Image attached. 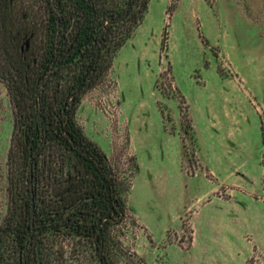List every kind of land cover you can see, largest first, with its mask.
<instances>
[{
    "label": "rangeland",
    "instance_id": "374dc122",
    "mask_svg": "<svg viewBox=\"0 0 264 264\" xmlns=\"http://www.w3.org/2000/svg\"><path fill=\"white\" fill-rule=\"evenodd\" d=\"M111 57L76 122L123 188L117 264H264V0H150ZM13 127L0 80V230ZM81 246L61 264H98Z\"/></svg>",
    "mask_w": 264,
    "mask_h": 264
},
{
    "label": "trees",
    "instance_id": "16d2710c",
    "mask_svg": "<svg viewBox=\"0 0 264 264\" xmlns=\"http://www.w3.org/2000/svg\"><path fill=\"white\" fill-rule=\"evenodd\" d=\"M149 2L0 0V80L14 115L0 264H61L67 241L82 245L98 264H117L121 244L112 231L127 211L123 188L77 124L76 111ZM35 9L45 23L38 56L31 53Z\"/></svg>",
    "mask_w": 264,
    "mask_h": 264
},
{
    "label": "water",
    "instance_id": "95a60500",
    "mask_svg": "<svg viewBox=\"0 0 264 264\" xmlns=\"http://www.w3.org/2000/svg\"><path fill=\"white\" fill-rule=\"evenodd\" d=\"M34 161H35V158H33L32 162H31V166H30V173H31V176L33 177V170H34Z\"/></svg>",
    "mask_w": 264,
    "mask_h": 264
}]
</instances>
